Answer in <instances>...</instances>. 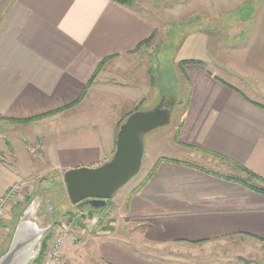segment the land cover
Masks as SVG:
<instances>
[{
    "label": "crops",
    "instance_id": "0c3cea01",
    "mask_svg": "<svg viewBox=\"0 0 264 264\" xmlns=\"http://www.w3.org/2000/svg\"><path fill=\"white\" fill-rule=\"evenodd\" d=\"M143 1L127 6L110 0H0V124L17 125L8 120L25 121L58 111L48 119L71 116L72 123L81 115L93 119L107 114L91 130L76 135L90 139L77 147L85 163H69L61 167V174L109 161L116 149L117 125L137 108L138 98L127 100L132 105L127 110L119 105L121 110L104 111L109 104L95 97L105 83L102 79L120 72L131 78L118 85L136 89L131 80L138 68L146 75L151 73V59L146 64L143 60L153 53L147 50L153 42L138 51L137 47L156 38L162 12L168 21L181 19L182 48L201 43L200 59L191 60L203 62L186 64L182 72L189 83V96L176 139L191 161L162 157L166 160L158 163L159 158L146 184L135 191L142 180L127 193L122 217L136 224L142 240L163 249L236 239L264 245V194L235 181H247L242 169L264 180V90L256 94L248 83L257 76L264 79V0H200L201 4L185 0L176 13L165 6L160 12L159 0H147L143 4L146 12L141 11L137 3ZM243 26L237 37L235 28ZM221 30L229 36H217ZM105 59H109L105 68L87 88ZM220 68H228L234 80L222 79L216 72ZM234 81L247 86L252 95ZM104 136L106 145L91 141ZM20 181L1 182L0 196ZM249 184L264 187L258 180ZM12 206L0 222L3 229L17 226ZM70 209L59 224L48 225L50 240L62 222L85 234L84 242L66 245L67 264H77L84 254L97 264H172L119 242L112 237L113 230L82 229L84 224L76 213L79 207L70 204ZM45 219L50 218L43 210L44 227Z\"/></svg>",
    "mask_w": 264,
    "mask_h": 264
},
{
    "label": "rangeland",
    "instance_id": "374dc122",
    "mask_svg": "<svg viewBox=\"0 0 264 264\" xmlns=\"http://www.w3.org/2000/svg\"><path fill=\"white\" fill-rule=\"evenodd\" d=\"M159 1L157 6H160V12L163 11L165 6L172 7L171 12L176 13L179 4L185 0ZM203 1L208 2V0ZM203 1L188 0V3L201 4ZM218 1L223 2V0H213L212 2ZM248 1L253 2L255 0ZM143 4L147 5V0L138 2L137 6L141 11L146 12L147 8L143 7ZM163 15L164 13L162 12L160 14L161 22H158L156 38L152 41V46H148L147 49L153 51V53L150 56L147 55L143 60L145 61L143 64H146L151 59V73L146 75L141 67L138 68L135 77L131 80L133 85H137L136 89L120 86L127 83V80L131 77L122 75L120 72L108 74L106 78L102 77V82L105 83L102 88L98 89L95 97L109 104H106L107 106L104 108L106 112H112L115 109L121 110L122 107L127 110L132 107V105L127 103V100H135L137 98L138 111H152L160 103H163L166 107L172 105L171 120L168 125L160 127L146 136V151L140 175L111 199L110 206L103 213H96L106 216L109 219L108 222L97 227L82 225V229L96 233V231H103L105 227H111L114 233L112 237L119 240V242L121 241L128 247L138 249L144 254L158 258L160 261L165 258L166 261H170L172 264H264V245L253 240L236 239L212 242L198 247H165L163 249L159 245L142 240L138 235L136 224L122 217V207H124L127 193L144 180L159 158L172 157L191 161L182 153L176 139L177 130L189 95V83L186 76L179 69V63L186 60L190 61L191 59H200L201 54L197 50H201V43L198 47L195 45L193 46L194 48L185 46L182 48L180 31L183 25H181V19L172 18V20L168 21L169 19L167 20ZM191 23L193 25L196 24L194 17L191 19ZM235 29L238 37L241 33L239 30L244 29V26L236 27ZM246 31L247 25L244 32ZM170 33L171 36L168 39L167 36ZM217 36L226 38L229 35H227L226 31L221 30ZM234 36L231 35V37ZM227 69L220 68L216 72L222 79L232 82L234 78L230 76V71ZM152 81L155 85L154 88L150 84L148 85ZM116 83L117 85L115 86L114 84ZM248 83L251 86L250 89L256 94H258L259 90H264V79L261 77L251 78ZM233 84L241 86L245 92L252 95L250 89L247 90V86L244 87L238 81H234ZM131 92H133V95H131ZM125 104L126 106H124ZM119 105L122 107L118 108ZM106 116L107 114H104L101 115L102 119L98 117L91 119L90 116L81 115L72 123L69 122L71 116H66L57 120L46 118L48 120L44 119L29 124L11 126L6 124L3 126L4 123L0 124V183L5 180L20 181L23 179L20 182L25 187L21 190L22 195H20L18 201L13 204V209H11L15 225L24 210L37 198L43 199L42 208L48 212L50 219L60 221L66 217L71 202L66 192L61 167H65L69 163H85L83 156L77 155V147L79 142L84 143L90 139L77 138L76 135H81L91 130L92 127L96 126V122L100 123ZM91 141L95 145H106L107 138L105 136L101 139L92 138ZM58 153H60V157ZM81 167L95 168L82 165L75 168ZM214 169L221 173H229V171L224 169ZM8 170L12 171L9 173L7 172ZM27 198H30L31 201L27 200ZM73 207L76 208L77 206L73 205ZM79 209L87 211V209ZM50 219L42 220V224L46 226L52 225ZM62 226L70 227L68 222H62L55 232ZM13 227L12 224L11 228H4L5 234L0 239V253L7 249L15 230ZM74 229L77 230L76 228ZM78 233L81 235V241L84 242L86 240L85 234ZM145 243L147 244L145 245ZM240 256L251 262L240 261ZM77 264H97V262L91 256L87 257L84 254Z\"/></svg>",
    "mask_w": 264,
    "mask_h": 264
},
{
    "label": "water",
    "instance_id": "95a60500",
    "mask_svg": "<svg viewBox=\"0 0 264 264\" xmlns=\"http://www.w3.org/2000/svg\"><path fill=\"white\" fill-rule=\"evenodd\" d=\"M172 105L160 103L154 110L136 111L121 125L112 158L102 165L70 169L63 175L66 192L72 205L104 208L121 189L140 175L146 151V136L166 126L171 120ZM43 204L35 199L20 216L8 250L0 264H32L40 256L43 242L51 226L41 225ZM240 261L251 262L240 256Z\"/></svg>",
    "mask_w": 264,
    "mask_h": 264
},
{
    "label": "built area",
    "instance_id": "2783aa9c",
    "mask_svg": "<svg viewBox=\"0 0 264 264\" xmlns=\"http://www.w3.org/2000/svg\"><path fill=\"white\" fill-rule=\"evenodd\" d=\"M25 187L22 183L14 184L4 195L0 196V222L5 219L9 207L18 201L21 190ZM77 217L81 224L86 227L101 226L108 222V218L90 211L77 210ZM72 225L70 227L62 226L53 235L47 248L45 257L41 264H67L65 258V248L68 243L79 244L81 235ZM4 236V229L0 225V239Z\"/></svg>",
    "mask_w": 264,
    "mask_h": 264
},
{
    "label": "trees",
    "instance_id": "16d2710c",
    "mask_svg": "<svg viewBox=\"0 0 264 264\" xmlns=\"http://www.w3.org/2000/svg\"><path fill=\"white\" fill-rule=\"evenodd\" d=\"M110 1L116 2V3L121 4V5H127V6H131V5H133V4L136 2V0H110ZM153 40H154V36L151 37L150 39L146 40L145 42L141 43V44L137 47L136 51L140 50V48H141L143 45L151 43ZM107 61H109V59H105V60H103V61L101 62V64L98 66V68H97V70L95 71V73L93 74V76H92V78H91V80H90V82H89L87 88H89V87L94 83V81L96 80L97 76H98L99 73L102 71V69L104 68V65L106 64ZM186 64H198V65H203V62H201V61H195V60L182 61V62L179 63V69L181 70V72H183V66L186 65ZM152 83H153V81H152ZM153 85H154V83H153ZM85 93H86V92H85ZM84 95H85V94H84ZM188 96H189V95H188ZM83 97H84V96H83ZM83 97H82V98H83ZM82 98H81V99H82ZM79 102H80V100H79L78 102H76V104H74L73 106L77 105ZM73 106H71V107H73ZM71 107H70V108H71ZM185 108H186V107H185ZM65 109H69V107H68V108H65ZM138 110H139V109L136 108L133 112L127 114V115H126V116H125V117H124V118L118 123V125H117V133H118V131H119L121 125L126 121V119H127L131 114L135 113V112L138 111ZM59 112H60V111H58V112H53V113H49V114H46V115H43V116H39V117H36V118H32V119H29V120H25V121H14V120H8V121H9L10 123H13V124H29V123H34V122H37V121L44 120V119H46V118H50V117H52L53 115H56V114L59 113ZM2 121H3V119L0 118V122H2ZM116 142H117V134H116ZM164 160H166V159L162 158V159H160V160L158 161V163H160V162H162V161H164ZM169 161H174V160H169ZM157 165H158V164H157ZM242 171H244V172L246 173V175H247V181H241V180H239V181H238V180H235V181H237V182H239V183H241V184H243V185H245V186H249L251 189H253V190H255V191L259 192V193L264 194V187H263V188H259V187L255 186L254 184H249V182H251V181H253V180H256V181L258 180V181H260L261 183L264 184V180L261 179V178H259V177L256 176V175L252 174L250 171H247V170H245V169H242ZM153 172H154V170H152V171L150 172V174L144 179L143 182H141V184L135 189V191H137L138 189H140L142 186H144V185L146 184L148 178L151 176V174H152ZM247 182H248V183H247ZM135 191H134V192H135ZM27 200H30V198H27ZM30 201H31V200H30ZM30 201H29V202H30ZM110 203H111V200L107 201L106 206H105L104 208H101V209H98V210L93 209V208H91L90 206L83 207V209H87V210H89V211H91V212H93V213H94V212H95V213H103V212H104V211L110 206ZM70 212H71V209L69 208V211L66 213V215H69ZM50 220L52 221V225H53V226H56L57 224H59V220H57V219H54V220L50 219ZM112 230H113V229H112L111 227H109V228H106V227H105V228L103 229V232H111ZM50 238H51V233H49V234L47 235L45 241L43 242L42 250H41L40 256L38 257V259L36 260V262H34L33 264H41V263H42V261H43V259H44V257H45V254H46L47 248H48V242H49ZM5 252H6V251H4L3 253H1L0 256H2Z\"/></svg>",
    "mask_w": 264,
    "mask_h": 264
}]
</instances>
